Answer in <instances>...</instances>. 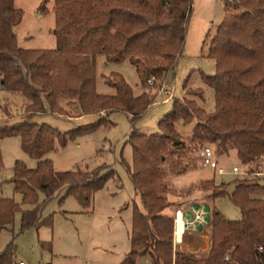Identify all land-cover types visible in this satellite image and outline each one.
Wrapping results in <instances>:
<instances>
[{
    "label": "trees",
    "instance_id": "1",
    "mask_svg": "<svg viewBox=\"0 0 264 264\" xmlns=\"http://www.w3.org/2000/svg\"><path fill=\"white\" fill-rule=\"evenodd\" d=\"M47 1L41 0L39 12H46ZM191 5L192 0H53L54 48L23 49L13 32L21 12L12 0H0V90L18 93L25 100L23 119L1 124L0 140L17 137L21 150L37 160L32 168L14 160L8 181L21 203L32 207L21 210L11 198L0 196V230L16 212L20 232L49 225L50 218L41 221L39 213L44 202L60 192L59 201L69 195L88 208L93 194L114 179L115 172L105 164L54 171L44 156L55 142L63 146L67 139L105 124L102 117L107 112L120 111L131 123L143 114L154 97L145 90L134 95L117 73L104 79L112 94L96 93L95 59L127 61L141 87L148 79L159 85L182 52ZM206 56L213 60L214 73L199 76L212 90V110L185 96L171 98L170 109L157 122L159 133L142 134L131 128L126 137L131 162L122 163L137 200L131 201L129 249L117 264H135L137 256L146 254L150 264H264V185L233 182L229 198L240 213L236 221L225 219L211 206L206 216L210 246L202 256L174 247L172 216L163 213L169 205L161 181L164 153L169 142L182 145L176 122L193 121L191 140L212 145L214 154L234 149L238 161L251 170L259 169L264 160V0H224L223 16ZM187 81L186 77L182 83L184 94L203 101L201 88L191 90ZM71 109H77L79 116L101 117L63 133L29 120L32 114L45 111L71 117ZM218 186L212 198L224 195L225 184ZM14 250L12 242L7 243L0 252V264H13Z\"/></svg>",
    "mask_w": 264,
    "mask_h": 264
},
{
    "label": "rangeland",
    "instance_id": "2",
    "mask_svg": "<svg viewBox=\"0 0 264 264\" xmlns=\"http://www.w3.org/2000/svg\"><path fill=\"white\" fill-rule=\"evenodd\" d=\"M40 2L41 0H12L13 7L21 12L20 21L13 28L16 44L20 48L52 49L55 46L52 33L53 0L47 1L45 13L37 10ZM223 4L224 0H192L182 52L173 70L160 83L165 85L169 96L159 92L160 84L146 83L144 88L141 87L134 68L127 61L105 63L101 56L96 57V93H113L104 79L114 72L124 79L134 95L145 90L154 97V101L133 123L120 111L107 112L102 117L107 122L94 131L67 139L63 146L54 143V148L44 156L51 161L54 171L92 169L105 164L115 172L114 179H108L93 194L88 208H82L69 195L59 201L61 192L57 197L45 201L39 218L42 221L49 217V225L28 227L20 232V213H14L11 223L0 230V252L10 241L15 246L13 264L18 261L23 264H117L122 259L129 249L131 201L137 200L122 163L131 162L126 137L131 128L142 134L159 133L157 122L170 109L171 98L180 99L185 96L195 100L206 111L212 110V90L202 83L199 73H214L213 60L206 56V52L223 16ZM186 77L187 86L191 90L201 88L203 101L196 96L184 94L182 83ZM165 97L168 100H164ZM60 103L63 104V101ZM24 104V98L18 93L0 90V125L20 122L23 119ZM69 113L72 114L71 117L45 111L32 114L29 120L63 133L92 124L101 117L97 114L79 116L77 109H71ZM193 123L176 122V135L182 145L173 146L170 142L167 144L164 162L161 164V181L166 186L169 205L163 213L172 216L176 209L190 212L191 209L200 207L204 209L205 216H209L213 205L225 219L236 221L240 218V213L229 195L233 182L238 177L213 174L199 165L195 154L203 144L190 139ZM0 157V196L11 198L21 210L30 209L31 205L21 203L20 195L13 191L8 180L14 160L22 161L28 168L34 167L37 160L25 154L20 148L19 139L13 136L0 140ZM215 157L224 170L241 164L234 149L215 152ZM244 165L247 164L242 166ZM263 167L264 160L260 164V168ZM220 183L225 184L224 195L212 198L211 192L219 190ZM38 199H43L41 194H38ZM206 219L199 229L184 234L179 243H173L174 247L182 252L205 255L207 246H210V225ZM135 264H150L149 256H137Z\"/></svg>",
    "mask_w": 264,
    "mask_h": 264
},
{
    "label": "built area",
    "instance_id": "3",
    "mask_svg": "<svg viewBox=\"0 0 264 264\" xmlns=\"http://www.w3.org/2000/svg\"><path fill=\"white\" fill-rule=\"evenodd\" d=\"M147 84H152V79L147 80ZM159 92L163 95L169 96V91L165 85H159ZM165 100L166 97L164 98ZM196 157L198 159L199 165L202 168H205L211 171L213 174L223 175L231 174L238 177V180H243L251 183H258L264 185V167L257 170H251L249 165L242 166L232 165L228 170H224L219 166L218 161L215 157V154L210 146L201 145L197 149ZM173 220V243H179L182 240L184 234L189 233L190 231H196L199 227L204 224L205 221V211L202 208L191 209L190 212H183L180 209H176L172 215ZM258 251H262L261 246L257 247ZM225 256L223 260H226ZM16 264H23L21 261H18Z\"/></svg>",
    "mask_w": 264,
    "mask_h": 264
},
{
    "label": "crops",
    "instance_id": "4",
    "mask_svg": "<svg viewBox=\"0 0 264 264\" xmlns=\"http://www.w3.org/2000/svg\"><path fill=\"white\" fill-rule=\"evenodd\" d=\"M136 95V94H135ZM165 100V99H164ZM168 100V99H167ZM24 102H25V100H24ZM23 104V103H22ZM0 183H1V181H0ZM205 218H207L206 216H205ZM210 237V236H209ZM208 248H209V245L207 246V248H206V252H207V250H208Z\"/></svg>",
    "mask_w": 264,
    "mask_h": 264
}]
</instances>
